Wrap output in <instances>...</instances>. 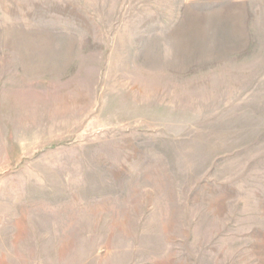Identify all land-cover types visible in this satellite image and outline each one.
<instances>
[{
  "label": "rangeland",
  "instance_id": "rangeland-1",
  "mask_svg": "<svg viewBox=\"0 0 264 264\" xmlns=\"http://www.w3.org/2000/svg\"><path fill=\"white\" fill-rule=\"evenodd\" d=\"M0 264H264V0H0Z\"/></svg>",
  "mask_w": 264,
  "mask_h": 264
}]
</instances>
